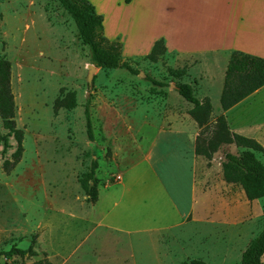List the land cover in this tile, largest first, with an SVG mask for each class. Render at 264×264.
Listing matches in <instances>:
<instances>
[{
	"label": "rangeland",
	"instance_id": "rangeland-1",
	"mask_svg": "<svg viewBox=\"0 0 264 264\" xmlns=\"http://www.w3.org/2000/svg\"><path fill=\"white\" fill-rule=\"evenodd\" d=\"M112 2H119L124 15L123 1ZM106 3L111 15V0ZM108 34L111 37L107 30ZM136 39L121 53L138 75L95 67L89 86L90 50L58 0H0V59L11 65L14 121L23 133L21 159L13 168H5L4 163L12 161L16 142L9 137L10 147L3 153L0 140V251L25 249L35 237L38 253L30 259H1L0 264H36L43 254L51 264H190L192 260L239 264L242 252L264 228V198L247 201L239 185L222 178L225 155H239L242 149L222 144L210 160L197 157L195 206L187 220L157 231L178 222L166 195L175 183L169 158L160 164H148L142 158L162 135L193 130L192 105L171 86L187 83L196 98L210 100L207 128L194 127L195 147L199 138L198 145L205 146L222 113V72L219 66L213 67L215 55L177 58L165 53L150 62L143 34L135 31L132 41ZM71 91L76 107L54 109L55 100ZM87 101L93 141L86 131ZM226 117L232 133L253 138L264 147V90ZM6 134L0 120V138ZM173 147L168 146L169 153ZM256 157L264 165V155ZM93 159L98 164L97 192L118 182L117 176L125 170L124 184L133 187L141 182L134 204L125 213L116 210L112 220L133 226L129 217L143 215L146 228L157 232L126 235L98 225L99 218L89 212L92 203L80 185ZM130 164L134 166L128 170Z\"/></svg>",
	"mask_w": 264,
	"mask_h": 264
},
{
	"label": "crops",
	"instance_id": "crops-1",
	"mask_svg": "<svg viewBox=\"0 0 264 264\" xmlns=\"http://www.w3.org/2000/svg\"><path fill=\"white\" fill-rule=\"evenodd\" d=\"M88 1L102 17L104 36L111 42L119 43L123 52L129 42H137V39L132 41V36L135 31H139L143 34V42L148 52L151 51L154 42L162 40L166 53L173 54L177 58L217 56V63L213 67L221 68L222 83L231 52L238 51L264 59V0H131L128 4L122 0V7L126 9L124 15L120 14L119 2L115 4L116 2L113 3L111 0V15H108L110 5L106 0ZM108 22H111V27L107 26ZM107 30L111 33V37L110 34L107 35ZM173 90L176 92V89ZM262 90L264 86L224 112L225 117L237 106L255 98ZM220 93L221 89L219 97ZM176 94L179 96L177 92ZM190 124V128H193L191 133L186 129L181 131L185 134L162 135L142 158V161L148 164L153 161L158 164L164 163L169 158L171 164V173H169L175 183L171 192H166V195L172 206L174 219L178 222L157 231L183 224L195 206L198 156L195 154L194 127H197V124L193 119ZM170 145L174 146L175 152L169 153ZM133 166L134 164H130L128 170ZM125 173L126 170L121 176H117L118 182L104 185L98 190L97 200L91 204L89 212L98 216L99 226L111 232L116 231L126 235L157 232L146 228L147 219L143 215L129 217L128 220L135 223L133 226L124 221L121 223L112 220L116 210L125 213L129 209V204H134L138 184H141V182L134 183L133 187L124 184L122 181ZM160 181L158 183L166 191V186ZM159 216L164 218L165 215L160 212ZM121 224L123 226H117Z\"/></svg>",
	"mask_w": 264,
	"mask_h": 264
},
{
	"label": "trees",
	"instance_id": "trees-1",
	"mask_svg": "<svg viewBox=\"0 0 264 264\" xmlns=\"http://www.w3.org/2000/svg\"><path fill=\"white\" fill-rule=\"evenodd\" d=\"M61 7L70 16L77 29V34L84 46L90 50L91 64L96 68L104 70L123 69L130 74L138 75L128 62L122 59L121 45L109 41L103 34L102 17L97 14L94 6L88 0H58ZM131 0H124L125 4ZM166 53L162 40L154 42L151 51L146 56L150 62H156L159 57ZM181 74V72H173ZM11 65L6 59H0V120L3 129L7 132L1 136L3 153L10 147L9 137L16 142V149L12 153V161H5V168L14 167L21 159L23 133L16 127L15 105L10 87ZM154 85L163 86L150 80ZM264 86V59L251 56L242 52L233 51L227 61L219 106L221 114L216 117L213 137L207 144L198 145L200 138L196 141L195 154L211 159L218 147L222 144H234L242 149L239 155L226 154L221 163L222 178L227 184H237L242 188L247 201L264 198V165L257 159L256 154L264 155V148L255 139L232 133L229 130L224 112L230 110L241 101ZM178 95L187 103L192 105L189 116L199 128H207L212 115V106L208 98L202 100L193 95L192 86L187 83L175 85ZM61 94L54 102V109L72 110L76 107L74 92ZM89 101L84 108L86 120V131L89 141H93L92 118L89 111ZM203 144V143H202ZM98 164L96 159L91 161L89 171L83 175L80 185L90 203L97 200L96 170ZM10 170V169H9ZM36 238L33 237L29 246L25 249L11 247L9 250L0 251L1 259H30L37 257L34 249ZM264 255V228L249 242L241 254L239 264H261ZM36 264H51L43 254V258ZM190 264H205L199 260H192Z\"/></svg>",
	"mask_w": 264,
	"mask_h": 264
},
{
	"label": "water",
	"instance_id": "water-1",
	"mask_svg": "<svg viewBox=\"0 0 264 264\" xmlns=\"http://www.w3.org/2000/svg\"><path fill=\"white\" fill-rule=\"evenodd\" d=\"M96 73V68L93 65H88L87 66V84L91 86L92 81H93V76ZM173 89H176L175 86Z\"/></svg>",
	"mask_w": 264,
	"mask_h": 264
},
{
	"label": "built area",
	"instance_id": "built-area-1",
	"mask_svg": "<svg viewBox=\"0 0 264 264\" xmlns=\"http://www.w3.org/2000/svg\"><path fill=\"white\" fill-rule=\"evenodd\" d=\"M117 179L119 180V177Z\"/></svg>",
	"mask_w": 264,
	"mask_h": 264
}]
</instances>
